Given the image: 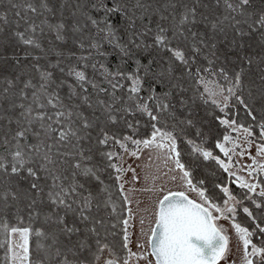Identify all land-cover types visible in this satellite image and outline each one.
Wrapping results in <instances>:
<instances>
[{
    "label": "snow or ice",
    "instance_id": "1",
    "mask_svg": "<svg viewBox=\"0 0 264 264\" xmlns=\"http://www.w3.org/2000/svg\"><path fill=\"white\" fill-rule=\"evenodd\" d=\"M209 103L224 113L220 125L256 147L245 166L252 182L235 177L239 197L215 184L222 203L205 180L193 182L178 146L194 130L201 143L184 140L193 163L214 161L235 176L233 157L245 155L240 136L226 131L216 141L226 159L203 147L197 123ZM237 105L253 124L228 118ZM136 115L151 129L146 138H134ZM141 146L171 160L179 176L170 179L198 199L159 189L134 251L133 212H118L111 181L124 191L123 173L135 170L123 166L121 151L139 158ZM257 157L264 0H0V264H220L231 251L221 219L231 222L241 264H264ZM240 212L251 228L237 222Z\"/></svg>",
    "mask_w": 264,
    "mask_h": 264
},
{
    "label": "rangeland",
    "instance_id": "2",
    "mask_svg": "<svg viewBox=\"0 0 264 264\" xmlns=\"http://www.w3.org/2000/svg\"><path fill=\"white\" fill-rule=\"evenodd\" d=\"M222 82L223 81H221V83ZM228 134H231L233 137L240 136L241 148L245 150V155L243 157H233V161L236 163H234L231 171L235 173L234 177L240 176L248 180L249 182H252V177L248 176V171L245 166L252 163L250 156H256L255 144H253V146L249 148L242 142L243 136L241 133H233L231 129H228ZM258 137L259 136L254 135L256 143L261 142ZM228 147L230 148L231 145L229 144ZM134 149V145H129V151H132ZM116 150L120 151L119 149ZM121 154L124 157L122 161L123 166L126 169L128 167H131L135 170V173H133L132 171H126L125 173H123V178L120 181L124 185V191L122 192V194L124 196H127L130 201L127 208H131L133 212V219L131 223L134 225V227L131 229V231L133 233L132 248L135 251L136 237L139 234L141 228L139 220L141 218L145 220V224L143 227L145 231H147L150 227V219L152 218V213L154 211L156 201L163 194L161 191H159V189L162 188L164 192L186 191V194L189 195V198L198 199V197L195 192H187L179 179L175 182L170 179L172 175L179 176V171L176 170L173 172H169V168H173L174 165L171 160H167L166 162V158L163 153L158 152L155 149H143V146H141L139 158L127 155L122 151ZM220 156L222 159H226L222 154ZM257 160L261 163H264V158L257 157ZM166 173L167 175H165ZM134 174L136 179H133ZM236 183L238 184V182ZM218 223L227 230V234L230 237L229 247L231 249L226 259L221 260L220 264H232L233 261L235 262V264H241V254L237 250L238 240L231 228V222L229 220L221 219L220 221H218Z\"/></svg>",
    "mask_w": 264,
    "mask_h": 264
},
{
    "label": "trees",
    "instance_id": "3",
    "mask_svg": "<svg viewBox=\"0 0 264 264\" xmlns=\"http://www.w3.org/2000/svg\"><path fill=\"white\" fill-rule=\"evenodd\" d=\"M108 59L113 67H115L118 63V59L115 55L109 56ZM232 103H235V101ZM226 111L229 113L228 118H234L240 124H244L245 126L253 124V121H251V119L245 114L243 108L239 105L235 108H229ZM199 116L202 118V122L198 121L197 127L204 133L203 147L206 150L212 151L214 155H221L219 150L215 149L214 146L217 140H221L223 138L226 131L228 133V129H226L225 126L220 125L215 117L223 118L224 113L220 112L218 108L209 103L201 106ZM129 119L140 120L139 130L134 134V138L143 139L150 135L151 129L146 126V118L136 115L134 118L129 117ZM257 119H259V115L257 116ZM129 134L132 133L129 132ZM254 135L259 136L258 128H255ZM187 138L195 139L197 143H201V140L200 138L195 137L194 130L187 131L186 136H184L181 140H178L179 150L181 151V160L192 171L193 182L195 183L201 179L205 180L204 187L208 190V195L214 198L217 203H222L223 200V194L215 188V184L217 183L229 187L230 191L239 197L243 190H241L235 182V177H229L228 174L224 173L214 161L199 160L193 163V156L190 155V146L184 142ZM259 179L264 180V173L259 175ZM111 191L113 194L112 198L118 205V212L126 217L127 212L125 209L127 208V204L124 203V196L122 192L119 191L115 181H111ZM249 206L251 207V205ZM236 220L242 225L250 228L252 227V225L248 222L247 217L242 212L238 213ZM254 242L259 243V240L254 239ZM2 256L3 251L0 250V257Z\"/></svg>",
    "mask_w": 264,
    "mask_h": 264
},
{
    "label": "crops",
    "instance_id": "4",
    "mask_svg": "<svg viewBox=\"0 0 264 264\" xmlns=\"http://www.w3.org/2000/svg\"><path fill=\"white\" fill-rule=\"evenodd\" d=\"M124 196V195H123ZM127 207H128V204H127Z\"/></svg>",
    "mask_w": 264,
    "mask_h": 264
}]
</instances>
